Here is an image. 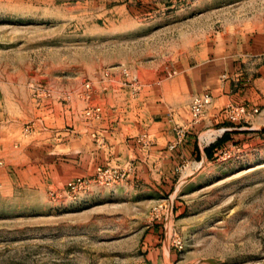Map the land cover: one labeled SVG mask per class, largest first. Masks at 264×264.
Masks as SVG:
<instances>
[{
	"label": "rangeland",
	"instance_id": "rangeland-1",
	"mask_svg": "<svg viewBox=\"0 0 264 264\" xmlns=\"http://www.w3.org/2000/svg\"><path fill=\"white\" fill-rule=\"evenodd\" d=\"M196 65H264V0H0V264H264L262 106L220 110L197 134L227 140L164 178L68 190L131 165L161 86L184 74L201 93Z\"/></svg>",
	"mask_w": 264,
	"mask_h": 264
},
{
	"label": "crops",
	"instance_id": "crops-1",
	"mask_svg": "<svg viewBox=\"0 0 264 264\" xmlns=\"http://www.w3.org/2000/svg\"><path fill=\"white\" fill-rule=\"evenodd\" d=\"M203 67L192 66L191 70L188 71V77L197 83L195 89H199L198 92H209L212 96V104L207 108L203 119L186 131L181 143L171 148L170 145L176 137V128L179 125L189 123L188 104L192 90L188 85L186 86L184 74L164 83L160 88L162 91L161 104L155 106V108L157 107L155 111H161V115L151 117L146 123V125L148 124L146 133L130 140L133 144V149L129 152L132 157H129L132 159L129 160L132 161L130 163L132 170L128 178L131 176L142 177L143 175L148 176L149 179L157 176L164 178L165 170L170 164L181 162L191 155L198 156L199 159L208 158L204 148L213 144L215 138L211 137L204 140L200 133L197 134V131L203 126L215 124L218 121L217 113L227 103L246 104L249 107L258 108L262 106L264 108V65L257 67V70L245 78L232 73L228 74V77L226 73L219 75V77L216 74L212 76L210 73L207 74ZM208 80L211 82L208 83ZM153 109L151 106L150 113ZM254 121H259V118ZM143 135L145 139L140 141L139 138ZM218 146L211 147L209 155ZM124 160L125 158L122 161ZM143 170L148 172L144 173Z\"/></svg>",
	"mask_w": 264,
	"mask_h": 264
},
{
	"label": "built area",
	"instance_id": "built-area-1",
	"mask_svg": "<svg viewBox=\"0 0 264 264\" xmlns=\"http://www.w3.org/2000/svg\"><path fill=\"white\" fill-rule=\"evenodd\" d=\"M108 74V73H106ZM129 79L130 87L136 91L139 90L140 82L136 74H132L128 71L123 73ZM88 86V85H86ZM212 104V96L209 92H201L194 94L189 102V114L190 120L187 124L179 125L176 128V137L172 142L170 147H175L183 141L186 131L192 126L199 123L207 110V108ZM96 112L99 111V107L95 109ZM222 111L225 113L227 119L231 122H247L257 113H259L258 107H249L246 104H234L227 103ZM145 136L139 138L143 141ZM132 170L131 165H126L123 168L114 166H104L100 165L95 168L93 175L77 177L71 180L67 187L70 193L80 195L85 193L89 186L97 185L104 187L115 186L123 181H125Z\"/></svg>",
	"mask_w": 264,
	"mask_h": 264
},
{
	"label": "trees",
	"instance_id": "trees-1",
	"mask_svg": "<svg viewBox=\"0 0 264 264\" xmlns=\"http://www.w3.org/2000/svg\"><path fill=\"white\" fill-rule=\"evenodd\" d=\"M227 138H228V134L227 133H224L220 138H218V140H217V143L216 144H222L223 142H225L226 140H227ZM214 143L213 144H210L208 147H206V148H204V152L207 154V155H209V149L211 148V147H214ZM198 157V156H197Z\"/></svg>",
	"mask_w": 264,
	"mask_h": 264
}]
</instances>
